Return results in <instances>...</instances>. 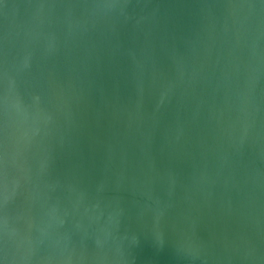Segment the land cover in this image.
I'll use <instances>...</instances> for the list:
<instances>
[{"label": "water", "instance_id": "water-1", "mask_svg": "<svg viewBox=\"0 0 264 264\" xmlns=\"http://www.w3.org/2000/svg\"><path fill=\"white\" fill-rule=\"evenodd\" d=\"M0 264H264V0H0Z\"/></svg>", "mask_w": 264, "mask_h": 264}]
</instances>
